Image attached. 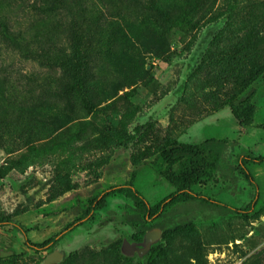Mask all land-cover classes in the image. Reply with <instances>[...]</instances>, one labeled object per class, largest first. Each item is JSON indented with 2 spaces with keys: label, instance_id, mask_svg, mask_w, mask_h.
Wrapping results in <instances>:
<instances>
[{
  "label": "rangeland",
  "instance_id": "obj_1",
  "mask_svg": "<svg viewBox=\"0 0 264 264\" xmlns=\"http://www.w3.org/2000/svg\"><path fill=\"white\" fill-rule=\"evenodd\" d=\"M42 1L0 0V165L28 155L31 147L36 153L24 171L3 168L0 219L12 223L0 226V255L13 254L14 264H34L53 249L63 251L62 260L75 251L59 264H130L119 253L132 264L142 261L161 239L160 218L149 221L139 238L119 219L134 213L122 195L108 197L56 244L36 251L32 243L62 231L89 197L126 182L133 169L134 186L150 204L168 196L173 187L157 173L151 152L169 134L186 144L210 139L205 148L218 161L192 186L207 199L186 214L198 236L176 242L156 264H264V163L250 161L264 156V72L251 78L264 67V0H234L233 32L224 44L232 47L254 27L262 37L253 52L243 61L198 71L225 16L198 20L192 36L178 31L161 36L144 30L146 25L158 30L149 0H82L88 43L85 85L77 94L64 91L70 76L48 59L69 52V17L59 7L42 10ZM225 3L215 0L211 12ZM135 28L138 41L130 38ZM246 83L254 117L250 126H240L223 103ZM146 121L154 124L151 132L124 146L122 135ZM242 160L252 179L237 169ZM250 201L254 207L247 216L234 213Z\"/></svg>",
  "mask_w": 264,
  "mask_h": 264
},
{
  "label": "trees",
  "instance_id": "obj_2",
  "mask_svg": "<svg viewBox=\"0 0 264 264\" xmlns=\"http://www.w3.org/2000/svg\"><path fill=\"white\" fill-rule=\"evenodd\" d=\"M149 2L150 8L155 15L154 19L159 22L158 30L155 31L148 25H146L144 30L151 34H159L161 36L164 32L170 35L174 31H178L186 37L192 36L198 20L207 18L210 21L216 22L225 16L226 20L224 25L217 29L211 37L208 47L202 54L200 63L195 69L196 71L207 66H219L223 62H229L230 60L237 62L243 61L258 46V41L262 37L260 31L252 27L232 47L224 48L225 41L228 40L230 34L233 32L230 27V18L232 15L231 11L235 6L234 0H225L226 3L223 5V8L216 13L211 12L215 0H183L179 2L168 0L167 3L158 0H149ZM50 6L59 7L69 17L73 39L68 53L54 52L48 58L49 62L70 76V82L64 86L66 93H82L85 85V48L88 43L87 36L82 29V20L85 16L82 10V0H43L39 8L45 11ZM1 26L8 32L6 29L8 26L6 24ZM136 32L137 29L135 28L131 35H129L130 38L133 37L135 41H138L139 36L135 37ZM167 48L168 42H166V50ZM25 57L38 60L35 56L26 55ZM263 72L264 67L254 71L251 78L254 79L258 74ZM247 85L248 83L243 85L237 93L228 96L223 103L224 106L230 109L231 114L240 126H250L254 117V104L251 101L250 93L246 94L245 91ZM127 94L125 93L124 95ZM125 100L129 102L128 96H126ZM153 126V122L150 121L137 124L133 127L131 134L122 135L124 139L121 142L124 146H127L130 142H135L139 140V136L148 135L153 129ZM209 141L210 139H206L198 144H186L180 143L177 137H172L167 134L161 141L154 144V150L151 154L155 156V161L158 165L157 173L173 187V191L168 196L154 204H150L134 186L137 170L133 169L126 182L111 185L107 189L89 197L75 221L67 224L62 231L40 243H32V246L37 251L46 248V246L50 247L51 243L56 244L64 237L66 232L72 231L82 225L85 220L92 218L93 213L104 206L108 197L122 195L131 200L134 213L131 215H120L119 219L121 222L130 223L139 238L148 229L149 221L160 218L158 225L162 229L161 239L149 248L142 261L137 260L134 263L156 264L161 255H164L168 249L176 246V242H178L177 244L190 242L199 234L195 222L191 217H187L186 214L190 212L193 205L203 207L198 202H205L207 200L202 195L194 192L192 186L208 177L216 168L218 161L217 153L205 148L206 143ZM35 155V149L31 147L28 155L11 161L5 167L0 165V179L4 174L3 168H14L24 171L33 162ZM250 161L252 163H264V156L257 155L252 157ZM237 169L244 178L248 180L250 178L252 179V175L248 171L245 161L242 160L241 164L237 165ZM67 183L68 188L72 189L73 186L69 184V181ZM253 202L250 201L240 210L235 209L234 213L247 216L253 210ZM226 211L229 210L226 209ZM167 216L169 218L165 220ZM175 216L179 217L176 219ZM184 216L186 218H182ZM11 223L9 219H0V226ZM74 253L75 251H72L67 258L74 255ZM119 256L132 264L128 257L120 253ZM14 257L13 254L0 255V264H14ZM43 258H39L34 264H39ZM67 258L62 261L67 260ZM242 264H245V261Z\"/></svg>",
  "mask_w": 264,
  "mask_h": 264
},
{
  "label": "water",
  "instance_id": "obj_3",
  "mask_svg": "<svg viewBox=\"0 0 264 264\" xmlns=\"http://www.w3.org/2000/svg\"><path fill=\"white\" fill-rule=\"evenodd\" d=\"M63 255L64 253L62 250H52L45 255L40 264H58L62 260Z\"/></svg>",
  "mask_w": 264,
  "mask_h": 264
},
{
  "label": "flooded vegetation",
  "instance_id": "obj_4",
  "mask_svg": "<svg viewBox=\"0 0 264 264\" xmlns=\"http://www.w3.org/2000/svg\"><path fill=\"white\" fill-rule=\"evenodd\" d=\"M53 250H55V249H53ZM51 251H52V250H51ZM51 251H49V252H51ZM49 252H48V253H49ZM2 253H3L4 255H5V253L7 254V252H4V251H2ZM48 253H47V254H48ZM39 264H40V263H39Z\"/></svg>",
  "mask_w": 264,
  "mask_h": 264
}]
</instances>
